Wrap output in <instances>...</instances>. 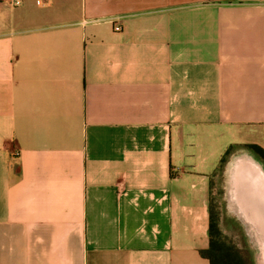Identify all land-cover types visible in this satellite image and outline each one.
<instances>
[{
  "label": "crops",
  "instance_id": "0c3cea01",
  "mask_svg": "<svg viewBox=\"0 0 264 264\" xmlns=\"http://www.w3.org/2000/svg\"><path fill=\"white\" fill-rule=\"evenodd\" d=\"M18 1L0 264H209L211 178L230 147L264 150V0Z\"/></svg>",
  "mask_w": 264,
  "mask_h": 264
},
{
  "label": "rangeland",
  "instance_id": "374dc122",
  "mask_svg": "<svg viewBox=\"0 0 264 264\" xmlns=\"http://www.w3.org/2000/svg\"><path fill=\"white\" fill-rule=\"evenodd\" d=\"M233 152V149L231 150ZM235 153L224 155L220 160L213 177L211 178L209 187V207L213 210L218 218L220 232L223 238L232 243L238 250L243 264H258L254 257L255 250L250 244L245 230L240 222L236 220L235 214L229 209L228 204V185L227 182V167L234 159H247L253 161L264 174V163L256 156L252 155L244 147L237 148ZM251 154V155H250ZM258 253V251H256Z\"/></svg>",
  "mask_w": 264,
  "mask_h": 264
},
{
  "label": "water",
  "instance_id": "95a60500",
  "mask_svg": "<svg viewBox=\"0 0 264 264\" xmlns=\"http://www.w3.org/2000/svg\"><path fill=\"white\" fill-rule=\"evenodd\" d=\"M232 168L234 171L232 175L230 171L228 176L230 175V178L232 176L234 184L230 192L228 187V198L239 204L243 213L241 214L243 221L249 222L254 227L259 240L257 241L255 236L257 244L259 243L260 248L264 250V174L262 175L260 172L251 175L248 167L242 165L232 166ZM248 229L254 232L252 228ZM260 260L264 264V255L260 257Z\"/></svg>",
  "mask_w": 264,
  "mask_h": 264
},
{
  "label": "trees",
  "instance_id": "16d2710c",
  "mask_svg": "<svg viewBox=\"0 0 264 264\" xmlns=\"http://www.w3.org/2000/svg\"><path fill=\"white\" fill-rule=\"evenodd\" d=\"M248 151L259 158L264 163V150L257 145H244ZM231 147L225 152L229 153ZM200 255L207 259L209 264H243V260L236 247L226 241L219 229L218 218L209 207L208 222V246L205 250L200 251Z\"/></svg>",
  "mask_w": 264,
  "mask_h": 264
},
{
  "label": "bare ground",
  "instance_id": "6f19581e",
  "mask_svg": "<svg viewBox=\"0 0 264 264\" xmlns=\"http://www.w3.org/2000/svg\"><path fill=\"white\" fill-rule=\"evenodd\" d=\"M231 164V166H230V168H229V171H228V174L230 173V171H231V175H232V172L234 171V169L232 168V166H236V165H242V166H244V167H248V170H250V174L251 175H253V174H256V173H260L261 172V174L263 175V173H262V171L261 170H258V169H260L258 166H256V165H254L255 163L253 162V161H250V160H247V159H241V158H238V159H234L233 161H231L230 162ZM258 168V169H257ZM233 169V170H232ZM253 173V174H252ZM230 176V175H229ZM228 176V179H229V192L230 191H232V189H233V180H232V176H231V178ZM264 176V175H263ZM229 202H230V210L233 212V214H235V216H237L239 219H241V221L244 223V225H246V227H250V228H252V230L254 231V235L256 236V238H257V241H259L258 240V235H257V233L255 232V230H254V227L249 223V222H247V221H243V216L241 215V214H243L242 213V210H241V208H239L240 206H239V204L236 202H234V201H232L231 200V198L229 199ZM242 217V218H241ZM251 237V239H252V242H254L255 243V241H254V239H253V237L252 236H250ZM259 244V243H258ZM256 245V244H255ZM257 247V246H256ZM261 246H259V253H257V255L259 254V256L261 257H263V255H264V250L263 249H261L260 248ZM258 249V248H257ZM257 262H258V264H263V262L259 259V260H257Z\"/></svg>",
  "mask_w": 264,
  "mask_h": 264
},
{
  "label": "built area",
  "instance_id": "2783aa9c",
  "mask_svg": "<svg viewBox=\"0 0 264 264\" xmlns=\"http://www.w3.org/2000/svg\"><path fill=\"white\" fill-rule=\"evenodd\" d=\"M12 2H13L14 4H18V3H19L18 0H12Z\"/></svg>",
  "mask_w": 264,
  "mask_h": 264
}]
</instances>
